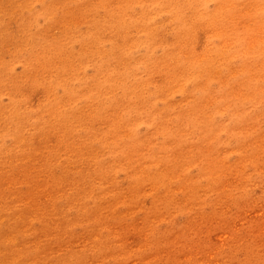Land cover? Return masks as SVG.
Instances as JSON below:
<instances>
[{
    "label": "rangeland",
    "instance_id": "1",
    "mask_svg": "<svg viewBox=\"0 0 264 264\" xmlns=\"http://www.w3.org/2000/svg\"><path fill=\"white\" fill-rule=\"evenodd\" d=\"M5 238L25 264H264V0H0Z\"/></svg>",
    "mask_w": 264,
    "mask_h": 264
},
{
    "label": "bare ground",
    "instance_id": "2",
    "mask_svg": "<svg viewBox=\"0 0 264 264\" xmlns=\"http://www.w3.org/2000/svg\"><path fill=\"white\" fill-rule=\"evenodd\" d=\"M102 32H103V30H102ZM107 34V33H106ZM115 98V97H114ZM99 100H100V98H99ZM108 101V100H107ZM104 102V101H103ZM109 103V102H108ZM105 104H107L106 102L104 103V105ZM112 104V103H111ZM110 104V105H111ZM109 105V106H110ZM248 105V104H247ZM103 106V105H102ZM107 106H108V104H107ZM102 109H103V107H102ZM196 128H197V130H198V132L199 133H201L202 132V130H201V126L199 125V124H196ZM157 131H158V129H157ZM157 133V132H156ZM161 133V132H160ZM110 135V134H109ZM109 135H107V136H109ZM107 136H105V137H107ZM100 137V136H99ZM158 136H156V138H157ZM96 139V138H95ZM95 141V140H94ZM91 144H93V142L91 143V142H89V145H91ZM138 143L136 142V140H135V138L134 137H132V139L131 140H129L127 143H125V146L127 147V148H135L136 147V145H137ZM93 146V148L96 146V145H92ZM88 147V146H87ZM91 147V146H90ZM89 147V148H90ZM92 147H91V149H93ZM132 157V162H135V163H137V162H141L142 160H143V151H139V152H137L135 155H133V156H131ZM137 167H139V165L137 166ZM137 167H135V168H137ZM151 169H152V167L151 166H148L147 168H146V170H142V171H144V172H146L147 174V176L149 175H151V173H149L150 171H151ZM141 170V169H140ZM158 178H161L162 180H164V179H166L165 178V175L163 174V173H160L159 175H158ZM129 180L131 179V178H128ZM125 183H126V189H130V188H132L130 185H128V184H131L132 183V181H126L125 180ZM119 186V185H118ZM120 186H122V188H123V190H125V186H124V184H122V183H120ZM118 210L119 211H125V210H127L126 209V207L125 206H122V205H120L119 206V208H118ZM8 220H11V216H9L8 217ZM111 220H116V216L114 215V216H112L111 217V219H110V221ZM7 233H9V235L8 236H11V237H13L14 236V233H13V231L12 230H5L4 231V236H6V234ZM7 237V236H6ZM10 237V238H11ZM6 242V243H5ZM5 242H4V247L3 248H1L0 247V254L2 255V260H0V264H25L27 261H28V255H29V249H28V247L25 245V244H23V242H20V245H23V251H22V253L21 252H19L18 250H16V249H18L19 247H21V246H19L18 248H16L15 249V247L13 248L12 247V245H11V242L9 241V240H7L6 238H5ZM15 242V241H14ZM12 243H13V241H12ZM28 244V243H27ZM31 244V243H30ZM1 246V245H0ZM32 246V245H31ZM30 248V247H29ZM20 249V248H19ZM32 249V248H31ZM34 260V259H33ZM31 261V260H30ZM81 259H77L75 262L76 263H81ZM74 261H70L69 262V264H74L75 263ZM30 263V262H29ZM34 263V262H33ZM90 263H92V262H90Z\"/></svg>",
    "mask_w": 264,
    "mask_h": 264
}]
</instances>
